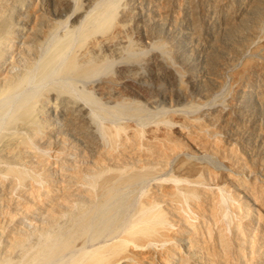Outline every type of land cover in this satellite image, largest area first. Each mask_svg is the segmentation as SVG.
I'll return each mask as SVG.
<instances>
[{
    "label": "bare ground",
    "instance_id": "6f19581e",
    "mask_svg": "<svg viewBox=\"0 0 264 264\" xmlns=\"http://www.w3.org/2000/svg\"><path fill=\"white\" fill-rule=\"evenodd\" d=\"M104 2L73 17H84L77 35L59 29L61 19L37 17L13 50L20 18L7 10L21 3L0 0V264H264L259 159L196 117L139 118L144 106L122 79L135 83L141 67L158 64L185 90L175 56L194 66L180 39L147 59L130 41L121 46L119 15L132 18L139 0ZM187 2L193 9L197 0ZM263 68L250 64L236 79L264 80ZM253 77L246 83H258ZM208 151L236 171L194 159Z\"/></svg>",
    "mask_w": 264,
    "mask_h": 264
},
{
    "label": "rangeland",
    "instance_id": "374dc122",
    "mask_svg": "<svg viewBox=\"0 0 264 264\" xmlns=\"http://www.w3.org/2000/svg\"><path fill=\"white\" fill-rule=\"evenodd\" d=\"M61 1L19 0L22 10L20 8L18 11V6L7 10L13 19L20 18L18 25L21 30L17 34L13 50L27 37V33L35 25V20H38L37 17L50 20L55 18L53 21L61 19L56 24L57 27L60 26L61 30L64 27L74 28L77 35L78 24L80 25L84 17L75 20L77 23L73 22V17L103 5L104 1L105 4L114 0ZM115 1H119V6L122 0ZM253 4H258V12L249 16L248 10ZM192 6L187 0H170L168 3L165 0H139L133 6L135 15L132 18L125 19L123 15H119V20L127 24L123 38L119 39L121 46L130 41L135 54L139 58L147 59L160 51L157 47L159 43L176 46L180 39L183 41L181 46L188 47L186 52L195 70H188L185 62L175 56L177 64L187 69L182 71L185 90L179 89V81L176 80L178 77L172 72L164 71L163 76L159 69L165 68L158 64L155 67L146 66L147 64L146 68L141 67L142 76L135 83L121 78L126 80L122 88L127 91L126 94L135 95L143 104L145 111L139 118L145 123L162 118L173 121L178 116L193 119L196 117L207 124L204 127L214 130L218 139L233 145L236 153L247 160L257 157V179L264 186L263 76L260 73H250L249 76L245 74L244 78L236 79L238 73L250 64L264 66V0H197L193 9ZM147 14L152 16V21L148 22L152 25L147 24ZM63 21H67L69 25H65ZM103 52L106 53L107 50L104 48ZM253 76L260 78L257 85L251 86L246 83V78H255ZM198 77L202 79L204 86L197 85L195 80ZM248 87L251 88L250 94ZM245 98L246 119L237 122L234 119L235 113L237 107L243 105ZM105 104L112 106L114 103L111 100ZM188 144L191 151H198L195 148H198V144ZM243 147L246 149H242ZM208 152H204L206 155L195 153L194 159L197 157L196 161L209 164L219 171H236L234 166L224 165L219 157Z\"/></svg>",
    "mask_w": 264,
    "mask_h": 264
}]
</instances>
